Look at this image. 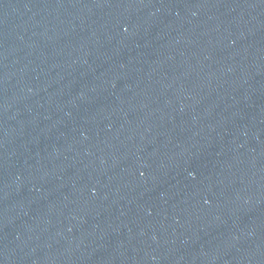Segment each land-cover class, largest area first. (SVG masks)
<instances>
[{"label":"water","instance_id":"95a60500","mask_svg":"<svg viewBox=\"0 0 264 264\" xmlns=\"http://www.w3.org/2000/svg\"><path fill=\"white\" fill-rule=\"evenodd\" d=\"M264 95V0H0V264H118Z\"/></svg>","mask_w":264,"mask_h":264}]
</instances>
